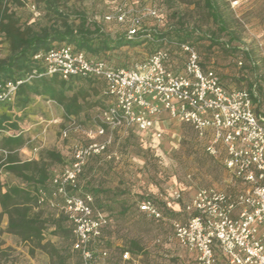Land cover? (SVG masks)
Here are the masks:
<instances>
[{"label": "built area", "instance_id": "built-area-1", "mask_svg": "<svg viewBox=\"0 0 264 264\" xmlns=\"http://www.w3.org/2000/svg\"><path fill=\"white\" fill-rule=\"evenodd\" d=\"M226 2L235 12L241 5V0ZM148 14L158 17L159 11L151 8ZM128 16L126 6L119 4L104 19L124 23ZM141 23L140 18H133L129 39H135ZM181 49L187 55L182 74L169 70L170 53L164 49L130 68L91 60L70 44L35 56L45 63V75L63 79L93 76L105 81L103 94L110 101L97 115L94 129L88 133L90 141L74 145L72 162L52 179L51 193L39 192V205L69 219L72 251L80 256V264H106L109 250L104 235L114 223L95 205L92 194L81 192L85 166L91 158L109 151L114 131L148 132L163 115L189 125L205 142L206 153L222 159L229 187L234 190L198 189L184 207L186 220L172 222L176 242L196 254V264H264V116L256 111L257 96L248 89H228L216 71L203 69L193 46L184 44ZM22 83L1 84L0 102H13ZM73 131L82 132L83 125L69 117L62 138L68 139ZM139 210L156 221L164 219L152 199L143 200ZM122 260L130 262V252H124Z\"/></svg>", "mask_w": 264, "mask_h": 264}, {"label": "rangeland", "instance_id": "rangeland-1", "mask_svg": "<svg viewBox=\"0 0 264 264\" xmlns=\"http://www.w3.org/2000/svg\"><path fill=\"white\" fill-rule=\"evenodd\" d=\"M151 1L152 4L148 3L151 6L141 0H123L120 4L126 6L129 11L128 17L140 18L141 21L143 18H150L152 24L158 23L162 26L161 18L150 16L149 9L161 10L163 17L170 15L172 11L180 10L188 16V22L192 26L198 25L210 36H212L210 31H216L220 40L208 39L193 44L200 55L203 69L216 71L228 89H248L254 92L258 96L256 107H259L260 114L264 116V92L260 93L257 88L260 84L264 88V0H241L237 12L224 0L233 17V24L229 25L234 36L232 41L230 34H221L217 31V24L212 18L203 16L204 11L197 13L201 8L197 9L191 4V0H168L172 1L169 4L166 0ZM87 7L95 8L92 14L98 16V19L103 11L114 13L117 8L112 0L105 4L97 0H63L60 3L61 11H64L65 15H72L71 20L74 19L73 11ZM8 8L21 26L30 25L38 28L60 24L62 21L60 16L49 10L46 0H9ZM109 23L105 25L106 31L113 26ZM9 53V46L0 35V58H6ZM153 54V46L145 43L124 47L111 55L102 53L98 57L111 58L112 64L116 66L122 64L133 66ZM88 56L93 58L94 55L88 53ZM239 61L243 62L242 66L238 64ZM186 63V53L182 49L174 50L171 52L168 68L174 73L182 74L185 72ZM76 85L79 86H75V91L77 87H84L87 91L89 96L85 106L94 111L89 114V119L86 117L88 124L82 123L83 131H73L68 139L62 138V131L67 122L64 123L62 112L57 111L60 107L56 101L33 96L24 113L18 112L21 117L19 125L28 135L30 129H33V124L39 121V118L33 115L42 117V125L54 126L53 142L49 148L45 147V150L64 152V161L50 167L60 172L72 162L74 145L90 141L88 133L94 129L97 115L110 103L107 97L104 98L102 81L90 85L85 82ZM4 104L0 102V111ZM50 106L56 107L53 114L56 119L50 118L52 110ZM59 116L61 119L57 120ZM161 121L166 123L156 130L157 121L154 129L148 132L131 129L114 131V143L109 151L91 158L85 166L83 172L85 176L80 178L86 190L97 197L96 205L106 201L107 205L103 206L105 211L115 218V223L104 235L109 257L110 251L118 258L125 250L132 249L134 252H131V256L138 264H180V257L175 254L174 249L172 222L175 219L184 220L186 214L176 212L173 209L174 203L184 209L186 203L200 188L217 186L234 191L229 187L230 177L222 159L206 153L205 142L197 138L189 125L179 123L168 115H163ZM158 133L162 136L158 137ZM29 137L27 139H30ZM43 159L44 163L50 166L45 155L37 161ZM0 181L3 185L20 183L2 169ZM178 194L180 198H177ZM117 199L125 204H115L114 201ZM145 199H152L164 208L163 220L156 221L139 212L137 205ZM45 213L56 214L57 211L45 210ZM46 237L44 243L50 242L61 255L67 257L66 264H80V256L72 252L70 240L53 236L50 232L46 233ZM141 248L143 252L140 255L137 251ZM58 261L59 258L51 252L50 247L37 248L34 244L23 243L16 236L7 233L3 217L0 216V264H56Z\"/></svg>", "mask_w": 264, "mask_h": 264}, {"label": "trees", "instance_id": "trees-1", "mask_svg": "<svg viewBox=\"0 0 264 264\" xmlns=\"http://www.w3.org/2000/svg\"><path fill=\"white\" fill-rule=\"evenodd\" d=\"M61 1L63 0H46L49 10L62 18L61 23L35 28L30 25L21 26L8 8L9 0H0V35L8 44L10 51L6 58H0V85L9 81H23L18 87L15 100L4 102L0 111V133L10 132L0 134V169L20 182L17 185H3L0 181L2 208L0 216L8 217L7 233L16 236L21 242L34 244L37 248L50 247L51 252L59 258L56 264H66L67 257L61 255V252L50 242L44 243L47 240L46 233L50 232L53 236L70 240L72 250V226L63 213L59 216L45 213V210L49 209L45 205H39L38 202L41 190L51 193V181L57 174L50 167L53 164L62 163L64 158L58 151L48 149L45 151V159L49 161L50 166L44 163V159L23 161L19 156V150L26 145V141L23 129L19 125L21 117L18 112L24 113L32 102L33 96H40L45 100L56 101L64 108L67 116H77L84 108L83 103L87 104L89 95L84 87H77L75 91V86H79L76 84L85 82L90 85L102 81L104 92L106 83L93 76H71L69 79H63L58 75H45V63L36 60L35 56L61 44H70L76 51L85 52L91 60H104L117 68H130L132 66L127 64L113 65L111 58L98 56L102 53L111 55L124 47L145 43L153 46V53L164 49L171 56L172 51L181 50L184 44L194 46L193 44L203 40H220L216 31H210L212 35L210 36L198 25L192 26L188 22V16L180 10L172 11L166 17H163L161 10H158V18H161L162 26L158 23L152 24L150 18H143L137 36L135 39H129L128 32L133 16L128 17L124 23L116 20L109 23L103 18L105 14H108L106 11H101L103 14L100 12L98 19V16L92 14L95 8L87 7L73 11L74 19L71 20L72 15H65L64 11H61ZM97 1L102 4L109 2V0ZM141 1L152 4L151 0ZM191 1L197 9L201 8L197 13L204 11L203 16L212 18L218 26V32L230 34V40H234L229 27L233 24V17L224 0ZM122 2L123 0H112L116 6ZM170 2L172 1L166 0V3ZM106 23L113 25L112 28L107 29L108 31L105 28ZM88 53L93 54V58L89 57ZM30 76L32 78L27 80ZM257 88L260 93L264 92L261 84ZM257 98L258 96L255 102ZM256 111L260 114L259 107H256ZM99 208L102 207L99 206Z\"/></svg>", "mask_w": 264, "mask_h": 264}, {"label": "crops", "instance_id": "crops-1", "mask_svg": "<svg viewBox=\"0 0 264 264\" xmlns=\"http://www.w3.org/2000/svg\"><path fill=\"white\" fill-rule=\"evenodd\" d=\"M45 104H48V102H45ZM59 107H60V109H57V111H61L62 112V114H63V121H64V123L65 122H68V119H69V117H74V118H76L81 124L83 123V124H88L87 123V118L89 119V117L88 116H90L89 114H91L93 111H94V109H92V108H87L86 106H85V104L83 103V106H84V108H83V110L80 112V114L79 115H77V116H67L66 114H65V110H64V108L61 106V105H59V104H57ZM51 108H52V110H50L51 111V114H50V118L52 117V118H54V119H56V117H54L53 116V114L55 113L54 112V109L56 108H54V107H52V106H50ZM33 117H35V118H39L38 120L39 121H37L36 123H34L33 124V129H30V133H29V135L28 134H26L25 133V131H23V136H24V138H25V141H26V145L23 147V148H21L20 150H19V156H20V158L23 160V161H33V160H35V161H37V160H39V158L40 157H42V156H44L45 155V147H47V148H49V146H50V143H52L53 142V129H54V126H52V125H42L43 124V121H42V117H39L38 115H33ZM87 117V118H86ZM61 119V117L59 116L58 117V119L57 120H60ZM163 118H165V117H163ZM161 119H162V117H159L157 120H156V122H157V124H156V130L159 128V126L160 127H162L163 126V124H165L166 122H162L161 121ZM46 123H48V122H46ZM160 124V125H159ZM124 130H129V129H124ZM131 130H136V129H131ZM116 132H118V131H116ZM28 136H30L29 138L30 139H27L28 138ZM57 146L59 147V145H58V143H57ZM48 150V149H47ZM61 155L63 156V158H65V154H64V152L62 151L61 152ZM54 170V172L56 173V174H59L60 173V171L59 170H57V169H53ZM85 176V173H83L82 174V176L80 177V178H83ZM85 181V180H84ZM86 182V181H85ZM80 189H81V192H83L84 191V193H90V194H92L93 196H94V199H95V205L97 204L96 203V200H97V197L93 194V193H91V192H88L87 190H86V188H85V185H82L81 184V181H80ZM196 194V192L194 193V195ZM193 195V196H194ZM192 196V197H193ZM192 199V198H191ZM115 202V204L116 203H119V204H125V203H122V201H119L118 199L117 200H115L114 201ZM113 202V203H114ZM109 204V203H108ZM110 204H111V202H110ZM157 204V203H156ZM168 204V206H171L170 205V203H167ZM104 205H107V202L106 201H103V202H101L100 204H99V206H101L102 208H100V209H102L103 211H105V209H104ZM139 205H140V203L137 205L138 206V208H139ZM158 205V207L161 209V211L162 212H164L163 211V209L164 208H161V206H159V204H157ZM96 206H98V205H96ZM99 206H98V208H99ZM173 209L177 212V211H180V212H183V213H185V210L184 209H182L181 208V206L179 205V204H177V203H174V206H173ZM1 212H2V208H1V205H0V214H1ZM106 213H108L107 211H105ZM129 212V211H128ZM140 212V211H139ZM142 213V212H141ZM59 214H61V212H58L57 211V213H56V216H59ZM109 215H110V213H108ZM142 214H144V213H142ZM186 214V213H185ZM145 216H147L146 214H144ZM111 216V215H110ZM148 217V216H147ZM188 216H187V214H186V218H187ZM112 218H113V220H114V223H115V218L112 216ZM186 218L184 219V220H181V221H185L186 220ZM152 219V218H151ZM175 220H178V221H180L179 219H175ZM113 223V224H114ZM3 224H4V228L6 229L7 227H8V217L7 216H3ZM113 226V225H112ZM111 226V227H112ZM104 242H105V244H106V240H105V236H104ZM158 242H160V239L158 240ZM174 242H175V244H174V249H176L175 251V254L176 255H178L179 257H180V264H196V259H197V257H196V254L194 253V252H192V251H190V250H188V249H186V248H184V247H182V246H180L177 242H176V240L174 239ZM106 246V245H105ZM107 247V246H106ZM108 249V248H107ZM109 250V249H108ZM126 251H128V252H130V254H131V252H134V250H132V249H128V250H125L124 252H126ZM141 251V252H140ZM123 252V253H124ZM138 253H140V255L142 254V252H143V249L141 248V250H138L137 251ZM122 253V254H123ZM122 254H121V256H119L118 258H116V257H114V253L112 254V251H110V257L106 260V264H138V262L132 257V260L130 261V262H124L123 260H122Z\"/></svg>", "mask_w": 264, "mask_h": 264}]
</instances>
